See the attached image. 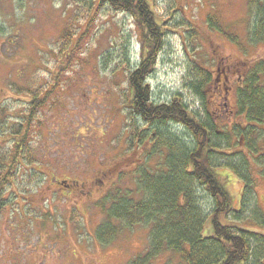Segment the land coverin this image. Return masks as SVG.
<instances>
[{
    "label": "rangeland",
    "instance_id": "1",
    "mask_svg": "<svg viewBox=\"0 0 264 264\" xmlns=\"http://www.w3.org/2000/svg\"><path fill=\"white\" fill-rule=\"evenodd\" d=\"M98 1L0 0V264H127L146 247L144 225L118 224L111 238L98 231L101 200L117 189H137L138 171L146 166L154 173L163 163L154 147L156 131L130 109L129 76L147 56L144 30L128 13L95 8ZM146 2L162 37L149 63L152 102L179 97L200 120L211 112L220 128L242 125L236 112L229 114L236 111V90L244 74L264 61V41L253 37V6L248 0ZM204 70L212 75L210 84L226 74L228 91L218 103L214 89L206 90V107L191 87ZM259 127L255 153L235 140L234 149L216 140L214 167L241 211L230 220L264 235V125ZM166 130L190 144L184 128ZM21 140L24 164L14 166ZM243 161L248 171H235ZM197 192L208 214L210 203ZM178 261L165 253L152 264Z\"/></svg>",
    "mask_w": 264,
    "mask_h": 264
},
{
    "label": "trees",
    "instance_id": "2",
    "mask_svg": "<svg viewBox=\"0 0 264 264\" xmlns=\"http://www.w3.org/2000/svg\"><path fill=\"white\" fill-rule=\"evenodd\" d=\"M248 1L256 13L253 37L257 42L264 41V0ZM99 5L130 14L144 30L147 56L129 76L130 109L136 118L156 131L154 147L163 157V163L154 173L146 166L138 171L137 189H117L101 200L104 223L98 228L99 233L111 238L118 232V224L124 226L123 229L138 225L149 228L143 253L127 264H152L165 253L177 256L178 264H264V235L247 232L230 220L232 214L241 211L236 209L235 200L220 182L214 167L219 153L216 140H224L229 149H234L232 141L235 140L254 153L260 146L256 130L264 125V61L248 70L243 87L236 90L235 112L243 124L225 123L220 128L219 120H214V113L206 114L207 121L200 120L179 97L172 98L169 103L152 102L147 83L151 71L149 63L154 52L161 50L162 37L159 23L146 0H99L93 4L95 8ZM204 72H199L197 81L191 85L201 101L206 99V90L213 88L211 73ZM32 101L35 106L41 104L35 95ZM168 125L184 128L190 136V144L169 133L166 130ZM22 127L21 123L16 126L18 133ZM139 134L133 135L135 142ZM22 142L15 145L13 158L18 159L11 165L24 164L19 163V159L23 160L22 152L25 153ZM246 167L247 161H243L242 165L235 166V171H248ZM251 175L248 176L250 181ZM248 187L252 188L251 185L245 187V196L250 193ZM197 191L203 192L207 203H210L208 214L200 206ZM133 193L141 195V199H130ZM261 218L264 228V215Z\"/></svg>",
    "mask_w": 264,
    "mask_h": 264
},
{
    "label": "flooded vegetation",
    "instance_id": "3",
    "mask_svg": "<svg viewBox=\"0 0 264 264\" xmlns=\"http://www.w3.org/2000/svg\"><path fill=\"white\" fill-rule=\"evenodd\" d=\"M246 74H247V72L244 74V76ZM222 76H220V75L217 76V79L215 81H213V84H212L216 100L218 99L216 102H218V103L220 102V100H222V98H223L222 95H224V93H225V95L228 94V91H227V88H226L227 76H226V74L225 75L223 74ZM216 102H214V104H216ZM233 113H235V111L234 112L232 111L229 114H233ZM228 116L231 117L232 115H228ZM252 156H253V158H255L254 153H252Z\"/></svg>",
    "mask_w": 264,
    "mask_h": 264
}]
</instances>
